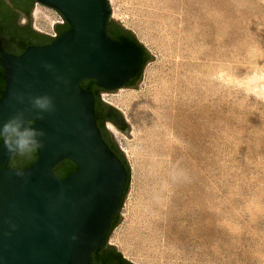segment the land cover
Returning a JSON list of instances; mask_svg holds the SVG:
<instances>
[{
    "label": "rangeland",
    "instance_id": "rangeland-1",
    "mask_svg": "<svg viewBox=\"0 0 264 264\" xmlns=\"http://www.w3.org/2000/svg\"><path fill=\"white\" fill-rule=\"evenodd\" d=\"M107 1L150 56L101 92L130 167L107 244L136 264H264V0ZM59 15L35 3L30 26Z\"/></svg>",
    "mask_w": 264,
    "mask_h": 264
},
{
    "label": "water",
    "instance_id": "water-1",
    "mask_svg": "<svg viewBox=\"0 0 264 264\" xmlns=\"http://www.w3.org/2000/svg\"><path fill=\"white\" fill-rule=\"evenodd\" d=\"M36 3L58 11L70 28L19 55L0 50L5 80L0 126L23 111L30 125L45 132L36 161L25 169L8 168L15 154L0 144V264H94L93 252L111 245L107 237L121 208L128 172L104 139L94 94L82 81L93 79L107 90L127 86L144 65L145 49L130 38L109 34V27L115 32L122 27L110 19L107 0ZM45 94L55 106L50 113L30 103L31 97ZM115 109L121 128L113 125L128 131ZM64 159L74 161L77 169L61 178L54 168Z\"/></svg>",
    "mask_w": 264,
    "mask_h": 264
},
{
    "label": "flooded vegetation",
    "instance_id": "flooded-vegetation-1",
    "mask_svg": "<svg viewBox=\"0 0 264 264\" xmlns=\"http://www.w3.org/2000/svg\"><path fill=\"white\" fill-rule=\"evenodd\" d=\"M34 4L28 0H0V50L5 53L9 54H21L29 45H46L51 43L55 40L59 35L63 32L68 30V22L65 21L61 25H56L53 28V33H56V36L53 37L52 33L48 35H42L37 33L35 29L30 26V23L27 21L29 19L31 9L33 8ZM24 17V18H23ZM23 19V20H22ZM112 32H115L114 29L110 28ZM119 33H124L122 28H118ZM117 31V32H118ZM128 38V37H126ZM133 40V39H132ZM148 56L147 52L144 50V57ZM0 70L3 71V78H4V69L1 64V53H0ZM5 87V81H1L0 76V90ZM102 91H110L104 89L100 86L95 88V92L97 93L98 97L100 98L98 114L106 119L104 121V130L102 131V135L104 139L109 144L110 148L115 147V143L109 137L107 133V129L105 127V123L109 122L111 124L116 125L117 127L121 128V121L120 115L113 109L109 108L104 100L101 98ZM93 92V91H92ZM94 94V93H93ZM95 97V95H94ZM98 100V102H99ZM96 98H95V106H96ZM3 142V140H2ZM1 144V143H0ZM37 157H33V153L29 155H20L15 154L11 160L9 161L7 167L17 168V169H25L28 168L36 161ZM67 160H63L60 162L54 169L57 176L63 178L68 176V169H66Z\"/></svg>",
    "mask_w": 264,
    "mask_h": 264
},
{
    "label": "trees",
    "instance_id": "trees-1",
    "mask_svg": "<svg viewBox=\"0 0 264 264\" xmlns=\"http://www.w3.org/2000/svg\"><path fill=\"white\" fill-rule=\"evenodd\" d=\"M28 1H31L32 4L36 3V0H28ZM68 28H70V25H68ZM123 31H124V33H126L125 36H124V34L122 35V33H119V32H112L110 27L108 28L109 34L115 39L122 40L124 37H128L130 39H133L137 43H139L137 41V39L132 35V33H130L126 29H123ZM147 60H148V56H145L144 57V65H143L142 69L140 70V72L136 76L133 77V79L130 81L128 86L134 85L137 82V80L140 78L141 73L143 71V68H144L145 64L147 63ZM0 76H1V81H3L4 78H3V71L2 70H0ZM82 86L87 90L93 91V93L95 95V98L97 100L96 106H95V116L97 119L98 126L100 127L101 131H103L104 130V121L106 119L102 118L98 114L99 104H102V103H100V100H99L100 98L98 97L97 93L95 92V88H97L98 85H97L96 81L93 79H85L82 81ZM4 89H5V87L0 90V98L2 97ZM98 100H99V102H98ZM107 106L109 108L115 110L119 114V112L114 107H112L111 105H107ZM0 143H2V138H0ZM111 149L122 160V162L125 165L126 170L128 172V178H127L126 187L124 190V196L122 198L121 205H120V206H122L124 197L126 196V193H127L128 187H129V183H130V167H129V164H128L126 158L124 157V154L116 145H115V147L111 146ZM32 153H33L34 158H36L38 156L36 150H34ZM64 160H67L66 169H68L67 170L68 173L71 171H75L77 169V165L74 161H72L70 159H64ZM54 169H56V168H54ZM118 221H119V214H117L116 217L114 218V220L112 221V225H111L107 240L109 238L110 233L112 232V230L117 225ZM92 257H93V263L94 264H136V263L128 260L127 258H125L124 255L113 245H107V247L103 248L102 250H95L92 254Z\"/></svg>",
    "mask_w": 264,
    "mask_h": 264
},
{
    "label": "clouds",
    "instance_id": "clouds-1",
    "mask_svg": "<svg viewBox=\"0 0 264 264\" xmlns=\"http://www.w3.org/2000/svg\"><path fill=\"white\" fill-rule=\"evenodd\" d=\"M23 97L18 100L23 103ZM32 108L44 113L52 112L54 104L52 98L45 94L30 98ZM42 118V117H41ZM45 135L42 129L33 127L25 119V113L18 111L0 126V138L3 147L11 154L29 155L34 150L43 148L41 138Z\"/></svg>",
    "mask_w": 264,
    "mask_h": 264
},
{
    "label": "bare ground",
    "instance_id": "bare-ground-1",
    "mask_svg": "<svg viewBox=\"0 0 264 264\" xmlns=\"http://www.w3.org/2000/svg\"><path fill=\"white\" fill-rule=\"evenodd\" d=\"M110 129L112 130L113 133H118L117 127H115L113 124L110 125Z\"/></svg>",
    "mask_w": 264,
    "mask_h": 264
},
{
    "label": "built area",
    "instance_id": "built-area-1",
    "mask_svg": "<svg viewBox=\"0 0 264 264\" xmlns=\"http://www.w3.org/2000/svg\"><path fill=\"white\" fill-rule=\"evenodd\" d=\"M60 19L58 20L59 23H64V19L61 15H59ZM52 36H56V33H52Z\"/></svg>",
    "mask_w": 264,
    "mask_h": 264
}]
</instances>
